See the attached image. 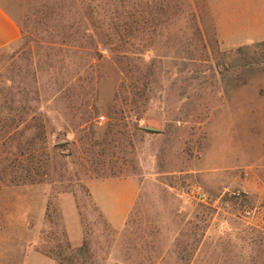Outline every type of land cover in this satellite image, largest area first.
<instances>
[{
	"label": "rangeland",
	"instance_id": "rangeland-1",
	"mask_svg": "<svg viewBox=\"0 0 264 264\" xmlns=\"http://www.w3.org/2000/svg\"><path fill=\"white\" fill-rule=\"evenodd\" d=\"M0 4V264H264V0Z\"/></svg>",
	"mask_w": 264,
	"mask_h": 264
},
{
	"label": "crops",
	"instance_id": "crops-1",
	"mask_svg": "<svg viewBox=\"0 0 264 264\" xmlns=\"http://www.w3.org/2000/svg\"><path fill=\"white\" fill-rule=\"evenodd\" d=\"M21 35L22 33L17 22L0 4V52L16 44L20 40ZM119 182L130 186L127 189L128 192H125L123 196H120L115 200L109 199L103 201V204H100L96 199L100 207L114 224H117V222L122 220L124 215L134 205L137 194V187L132 181L124 180Z\"/></svg>",
	"mask_w": 264,
	"mask_h": 264
},
{
	"label": "built area",
	"instance_id": "built-area-1",
	"mask_svg": "<svg viewBox=\"0 0 264 264\" xmlns=\"http://www.w3.org/2000/svg\"><path fill=\"white\" fill-rule=\"evenodd\" d=\"M196 193H197V197L199 198L200 201H202L203 203H207L208 198L206 196H204L203 194H201L199 192H196ZM233 195L237 196V197H240L241 193L240 192H236V193L234 192ZM252 214H253V212L250 211V210H245L244 211V216L246 218H249Z\"/></svg>",
	"mask_w": 264,
	"mask_h": 264
},
{
	"label": "trees",
	"instance_id": "trees-1",
	"mask_svg": "<svg viewBox=\"0 0 264 264\" xmlns=\"http://www.w3.org/2000/svg\"><path fill=\"white\" fill-rule=\"evenodd\" d=\"M67 247L71 248L70 246ZM74 253L78 256H87L89 254L88 244L84 242V244L81 247L74 250Z\"/></svg>",
	"mask_w": 264,
	"mask_h": 264
}]
</instances>
